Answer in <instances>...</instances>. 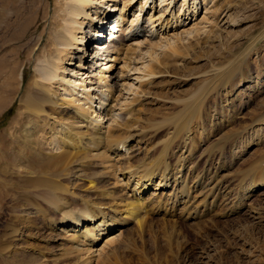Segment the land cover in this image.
Returning a JSON list of instances; mask_svg holds the SVG:
<instances>
[{"label": "bare ground", "instance_id": "1", "mask_svg": "<svg viewBox=\"0 0 264 264\" xmlns=\"http://www.w3.org/2000/svg\"><path fill=\"white\" fill-rule=\"evenodd\" d=\"M11 2L8 0L5 4ZM52 2L50 7L49 0H40L39 6L29 11L19 35L20 39H27L31 33L37 30L39 33L37 40L28 45L26 57L33 61V70L20 94V103L32 118L27 129L15 127L12 139L27 141L38 155L30 162L29 153H23L20 160L13 161L14 170L18 173V183L26 187V195L32 197L28 196L34 202L31 211L40 215L39 221L34 218L31 227L39 232L50 231L45 236L48 245L61 239L55 251H41V256L31 257L33 261L29 264H58L60 259L65 262L62 264H67L68 260L71 264H98L101 257L116 253L129 241L128 234L133 230L121 224L135 222L137 230L142 232L155 213L174 223H178L181 216L186 221L203 223L201 218L207 214L215 218L232 213H243L260 222L264 216L263 206L256 202L246 206V203L253 191L264 187V155L248 160L244 167L242 164L241 171L228 170L231 165L214 155L215 147L228 136L223 132L203 149L206 159L219 158L200 165L193 160L195 154L189 144L194 131L196 134L197 122L192 124L190 119L174 122L195 98L179 100L181 109L168 120L163 119L170 122L159 139L151 137L163 128L153 129L163 120H150L148 109L143 106L152 97L144 86L154 82L157 74L151 65L158 59L152 49L161 47L179 52L185 46L184 39L202 33L210 11L211 15L221 14L232 7V0H182L180 4L179 0H160L158 6L154 0ZM119 2H122L120 8ZM134 6L138 10L125 26L126 14ZM202 7L205 11L199 17ZM6 8L2 10L8 14ZM117 11L120 13L116 17ZM107 17L114 18L110 24L113 32L109 42H102L103 37L106 40V30H102L101 24ZM160 29L169 31L168 35L160 33ZM140 32L146 33L142 41L138 40ZM91 36L97 51L89 58L85 41ZM127 37L138 42L127 44ZM145 54L149 55V62L140 63ZM85 57L92 60L85 61ZM16 61L13 79L22 89L23 71L16 75L21 65ZM118 62H123L119 69L128 71L133 70L132 63L141 64L134 66L139 75L132 83L122 77L123 73L118 77L110 73ZM94 79L98 87L94 86ZM13 89L15 86L12 87L9 80L0 83V92L7 97ZM7 100L0 97V104ZM259 123H264V115L256 119L255 124ZM134 140L135 144L130 143ZM122 145L128 147L122 150ZM117 186L120 192L114 190ZM152 186L154 190L149 192ZM146 191L149 193L145 194ZM262 196L264 199V194ZM105 198L117 199L119 206L107 203ZM176 215L178 219L170 218ZM214 218L208 221L213 222ZM22 234H26L24 230L17 232L16 238Z\"/></svg>", "mask_w": 264, "mask_h": 264}, {"label": "rangeland", "instance_id": "2", "mask_svg": "<svg viewBox=\"0 0 264 264\" xmlns=\"http://www.w3.org/2000/svg\"><path fill=\"white\" fill-rule=\"evenodd\" d=\"M7 1L0 0V61H2L0 62V83L4 84L6 80H9L15 89L9 92L11 94L8 97L0 92L3 100L9 99L5 104H0V264H29L31 257L41 256V251H55L61 239L48 245L45 242V236L50 231L42 229L39 232L37 228L31 227L36 218L35 221H39L40 215L31 211L34 205L33 200L30 199L32 197L28 194L29 198L26 195V187L23 188L18 183V173L14 170L16 169L14 162L20 160L23 153H29L30 162H34L35 156L38 155L28 146L30 143L27 141L23 142L17 138L14 141L12 131L16 126L17 130L27 129L30 125L29 119L32 118V115L27 114L23 109L20 94L24 92L33 70V61L26 57L28 45L29 42L37 40L39 33L37 30V33H31L27 39H20L19 35H21V25L26 21L29 11L36 9L40 0H11L12 2L6 5ZM52 1L49 0L50 7L53 6ZM181 2L182 0H179V4ZM153 3H157L158 6L160 0H154ZM232 4V7L221 14L211 15L212 11H210V19L202 33L192 39H184L185 46H182L179 52L172 49L164 50L161 47L152 49L153 56L158 58L157 61H151L157 74L153 78L154 82L144 86L152 97L148 98V103H144L143 106L148 109L146 111L148 118L157 121L176 115L182 107L179 100L195 98L189 109L174 119V122H182L185 119H190L192 124L193 121L197 122L196 136L194 131L189 143L195 154L193 160L203 165L220 157L227 165H231L228 170L237 171L242 164L244 167L248 160L253 161L260 155H264V123L255 124L256 119L264 115V0H232ZM4 6L8 7L6 8L8 14L2 10ZM118 6L122 7V2H119ZM133 8L126 14L125 26L129 25L133 14L138 10L136 6ZM204 11L205 8L202 7L199 17L204 14ZM119 13L120 11H117L116 17ZM159 31L165 35L169 33L163 29ZM117 32L120 35L121 31ZM140 33L138 40L142 41V35L146 33ZM102 42L109 41L102 40ZM125 42L130 44L138 41L127 37ZM143 48L145 52L146 49ZM96 51L95 47L94 53ZM89 58L85 57V61ZM143 58L139 60L140 63L149 62L148 54H145ZM15 60L17 63L21 62L19 69L17 67L16 75L23 71L22 89L18 88L13 79L15 75L13 68L16 69ZM140 63H132L133 70L128 71L119 69L123 62H118L117 67L110 73L117 77L123 73L122 77L132 83L139 75L134 66H141ZM93 82L94 86L98 87V81L94 79ZM17 90L16 94L12 93ZM202 97L203 99L200 100ZM220 117L222 119H219ZM167 120H163L154 128L151 127L154 130L163 127L151 137L152 139L164 136L166 133L164 127L170 122ZM146 124L147 122L143 125ZM228 129L232 130L226 132ZM223 132L228 133L226 141L224 140L223 145L218 146L219 149L218 147L214 149V155L219 157L206 159L207 155L203 153V149ZM37 137L40 136L37 135ZM136 142L134 140L130 143ZM127 147L128 145H122L121 148L125 150ZM31 166L34 167V163ZM114 190L120 192V187L117 186ZM152 190L154 186L149 187L148 191ZM149 192L146 191L145 194ZM263 194L264 187L261 186L249 196L246 206L256 202L264 208ZM116 200L104 199L107 203L119 206ZM24 210L26 213L29 212L25 215ZM261 213L263 216L264 210ZM28 215L31 217L29 218ZM206 216L201 218L204 220L203 223L186 221L184 216L179 218L178 223H174L172 219L167 220L162 214L155 213L154 219L149 221L142 232L137 230L135 222L121 224L123 228L128 227L133 230L128 234L129 241L116 253L101 257L97 263L264 264V216L260 222L253 221L243 213H232L228 217L221 214L215 218L208 214ZM177 217L178 215L170 216L175 219ZM209 218H214L215 221H208ZM20 230H24L26 234L16 238L18 237L16 233ZM108 233L107 231L103 234L101 243ZM47 246L48 249H46ZM62 261L64 262L60 259L58 264H62ZM68 261L66 263L71 264V261ZM43 262L41 260V263Z\"/></svg>", "mask_w": 264, "mask_h": 264}]
</instances>
